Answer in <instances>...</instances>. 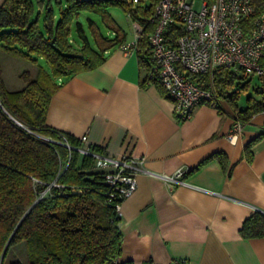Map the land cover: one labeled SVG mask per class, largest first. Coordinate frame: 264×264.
I'll return each instance as SVG.
<instances>
[{"label":"trees","instance_id":"1","mask_svg":"<svg viewBox=\"0 0 264 264\" xmlns=\"http://www.w3.org/2000/svg\"><path fill=\"white\" fill-rule=\"evenodd\" d=\"M155 2L139 0L132 6L123 0H56L57 10L50 0H37L38 10L33 0L1 2L0 50L25 58L35 67L32 72L20 73L23 86L8 89L0 65V264H109L120 255L122 235L116 204L121 199L107 194L109 186L104 173L94 167L95 157L78 150L81 140L48 126L46 115L62 78L95 67L103 61L106 49L124 42L126 34L108 7L120 6L131 21L147 31ZM251 2L257 11L264 10V0ZM81 11L97 13L109 21L112 36L104 34L90 17L86 29ZM182 34V24L170 22L165 41L175 46ZM139 51V60L147 69L144 82L159 84L157 79L148 78L152 65L144 57L149 52L151 58L144 35L137 42ZM40 58L48 67L38 63ZM188 76L209 88L205 76ZM249 83V78L226 67L215 70L211 83L243 124L264 112L262 79L253 84L256 95H247L244 106L238 107ZM262 136L264 131L243 147L248 161L252 158L251 144ZM64 141L71 148L62 144ZM89 150L102 152L96 145H90ZM212 157L226 165L224 154L215 153L207 159ZM239 232L244 238L264 237V213H251Z\"/></svg>","mask_w":264,"mask_h":264},{"label":"crops","instance_id":"2","mask_svg":"<svg viewBox=\"0 0 264 264\" xmlns=\"http://www.w3.org/2000/svg\"><path fill=\"white\" fill-rule=\"evenodd\" d=\"M108 13L125 32L124 42H132L129 17L113 6ZM141 54L119 45L106 49L101 63L59 81L46 115L48 126L78 138L85 134L86 144L142 160L136 189L120 203L118 262L179 257L188 264H264V237L239 232L251 213H264V136L251 144L250 161L243 154L264 131V112L233 140L227 134L235 111L225 99L217 107L199 104L179 120L161 86L144 82ZM144 57L151 66L149 52ZM215 153L225 155V166L207 159ZM179 170L182 182L169 188L164 177Z\"/></svg>","mask_w":264,"mask_h":264},{"label":"built area","instance_id":"3","mask_svg":"<svg viewBox=\"0 0 264 264\" xmlns=\"http://www.w3.org/2000/svg\"><path fill=\"white\" fill-rule=\"evenodd\" d=\"M134 6L139 0H123ZM179 21L183 27L175 46L165 41L166 27ZM152 25L144 31L142 25L132 21L134 40L121 43L122 49H137L140 36H146L150 50L152 68L150 80L157 79L164 93L173 102L174 113L179 120H185L199 104L216 107L219 97L211 83L217 68L226 67L245 78L264 80V10L257 11L251 0H156L151 16ZM200 74L206 77L209 88L199 86L188 75ZM239 119L233 120L227 134L229 140L236 138L243 129ZM51 140L50 138H47ZM81 153L95 157L94 167L104 173L108 184L107 194L117 195L121 201L136 189L135 173L141 158L122 154L114 156L102 148L93 153L86 144V135L79 137ZM62 144L71 148L64 141ZM182 171L165 176L166 185L171 188L181 183ZM116 204L120 216V203ZM109 264H118L114 259ZM155 264H188L184 258L174 257Z\"/></svg>","mask_w":264,"mask_h":264},{"label":"rangeland","instance_id":"4","mask_svg":"<svg viewBox=\"0 0 264 264\" xmlns=\"http://www.w3.org/2000/svg\"><path fill=\"white\" fill-rule=\"evenodd\" d=\"M33 1H34L36 9L38 10L37 0H33ZM50 2L52 3L55 10H57L56 0H50ZM113 7L118 8L123 14H125V12L123 11V9L120 6L116 5ZM87 17H90L91 19L96 20V22L99 24L101 31L104 34L112 36L113 30L108 25L109 21H107V20L104 21L101 18V16L98 15L97 13L81 11L80 20H82L84 27L86 29H87V22H88ZM38 63L44 67H48L47 62L43 58H40L38 60ZM0 65L2 67V77L4 78L6 86L8 89H18L21 86H23L24 81L21 79L20 73L24 70H29L32 72L34 67H35V64L33 62H31L25 58H20V57L14 56V55H12V54L4 51V50H0ZM249 79H250V83L248 85V88H246V90L241 93L242 97L239 100L241 105L245 104V98L247 95H252V94L256 95L255 91L253 90V84L258 82V79L256 77H251ZM21 253H22V248H21Z\"/></svg>","mask_w":264,"mask_h":264},{"label":"water","instance_id":"5","mask_svg":"<svg viewBox=\"0 0 264 264\" xmlns=\"http://www.w3.org/2000/svg\"><path fill=\"white\" fill-rule=\"evenodd\" d=\"M7 245H8V244L5 245V248H4L3 252H2L1 259H2L3 256H4V253H5V251H6Z\"/></svg>","mask_w":264,"mask_h":264}]
</instances>
